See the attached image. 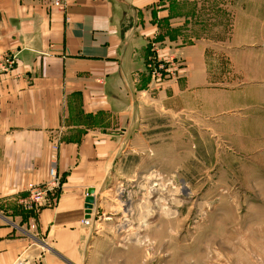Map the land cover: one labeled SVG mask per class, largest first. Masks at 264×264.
I'll use <instances>...</instances> for the list:
<instances>
[{
  "label": "crops",
  "instance_id": "1",
  "mask_svg": "<svg viewBox=\"0 0 264 264\" xmlns=\"http://www.w3.org/2000/svg\"><path fill=\"white\" fill-rule=\"evenodd\" d=\"M54 1L0 0V55L16 57L0 76V264H110L115 249L96 221L114 214L107 205L116 209L119 199L106 187L138 139L140 95L156 81L148 59L154 50L162 58L179 52L184 21L169 14L175 35L167 38L160 0ZM166 80L157 86L163 101ZM171 88L173 96L182 90ZM54 156L61 183L33 219L21 202L30 186L50 180Z\"/></svg>",
  "mask_w": 264,
  "mask_h": 264
},
{
  "label": "rangeland",
  "instance_id": "2",
  "mask_svg": "<svg viewBox=\"0 0 264 264\" xmlns=\"http://www.w3.org/2000/svg\"><path fill=\"white\" fill-rule=\"evenodd\" d=\"M160 1L165 37L169 14L184 21L180 50L151 53L137 142L106 187L110 264H264V0Z\"/></svg>",
  "mask_w": 264,
  "mask_h": 264
},
{
  "label": "built area",
  "instance_id": "3",
  "mask_svg": "<svg viewBox=\"0 0 264 264\" xmlns=\"http://www.w3.org/2000/svg\"><path fill=\"white\" fill-rule=\"evenodd\" d=\"M64 0H55L54 4L61 7L64 4ZM16 57L10 53H4V55H0V76L4 75L11 71L16 65ZM158 69V70H157ZM163 69H165L164 65L158 64L154 67V72L159 74ZM164 72V71H163ZM160 75V74H159ZM56 163L52 161L51 168L49 170V181L46 184H41L37 186H30L29 195L22 200V206L26 209L33 219L36 218L38 212L41 210L44 204L47 203L48 193L55 190L60 186L61 179L58 174ZM89 218H84V222L90 224ZM14 264H23L22 262H17Z\"/></svg>",
  "mask_w": 264,
  "mask_h": 264
},
{
  "label": "water",
  "instance_id": "4",
  "mask_svg": "<svg viewBox=\"0 0 264 264\" xmlns=\"http://www.w3.org/2000/svg\"><path fill=\"white\" fill-rule=\"evenodd\" d=\"M88 195L87 198L85 199V208H86V218L90 217V214L92 213L93 210V205L95 203V189L94 188H89L87 191Z\"/></svg>",
  "mask_w": 264,
  "mask_h": 264
},
{
  "label": "bare ground",
  "instance_id": "5",
  "mask_svg": "<svg viewBox=\"0 0 264 264\" xmlns=\"http://www.w3.org/2000/svg\"><path fill=\"white\" fill-rule=\"evenodd\" d=\"M167 193V192H166Z\"/></svg>",
  "mask_w": 264,
  "mask_h": 264
}]
</instances>
